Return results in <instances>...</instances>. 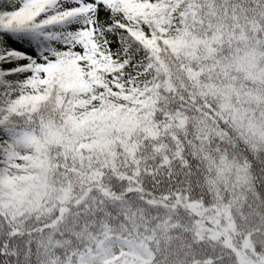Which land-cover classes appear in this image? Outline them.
Here are the masks:
<instances>
[{
  "label": "snow or ice",
  "instance_id": "obj_1",
  "mask_svg": "<svg viewBox=\"0 0 264 264\" xmlns=\"http://www.w3.org/2000/svg\"><path fill=\"white\" fill-rule=\"evenodd\" d=\"M0 264H264V0H0Z\"/></svg>",
  "mask_w": 264,
  "mask_h": 264
}]
</instances>
